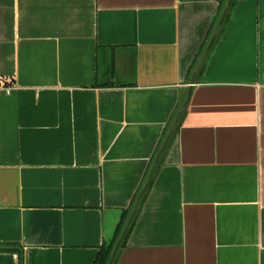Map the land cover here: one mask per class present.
Instances as JSON below:
<instances>
[{
    "label": "crops",
    "instance_id": "0c3cea01",
    "mask_svg": "<svg viewBox=\"0 0 264 264\" xmlns=\"http://www.w3.org/2000/svg\"><path fill=\"white\" fill-rule=\"evenodd\" d=\"M0 0V264H264V0Z\"/></svg>",
    "mask_w": 264,
    "mask_h": 264
},
{
    "label": "water",
    "instance_id": "95a60500",
    "mask_svg": "<svg viewBox=\"0 0 264 264\" xmlns=\"http://www.w3.org/2000/svg\"><path fill=\"white\" fill-rule=\"evenodd\" d=\"M232 1H233V0H228L227 5H226V7H225V10H224V12H223V14H222V16H221V18H220V20H219V23H218L217 28H216V30H215V33H214V35H213V38H212V40H211V42H210V44H209V46H208V48H207V50H206V52H205V54H204V56H203V58H202L200 64H199L198 69H200V67H201L202 64L204 63V61H205V59H206V57H207L209 51L211 50V48H212V46H213V44H214V42H215V40H216V38H217V35H218L219 31H220V28H221V26L223 25V23H224V21H225V18H226L227 14H228V11H229V9H230V7H231ZM190 96H191V90H190V92H189V95H188L187 100H186L185 103L183 104V106H182V108H181V110H180V112H179V114H178V116H177V118H176V120H175V122H174L172 128H171V131H170V133H169V135H168L167 140L165 141V143H164V145H163V147H162V149H161L159 155H158L157 158H156V161H155V163H154V165H153V168H152V170H151V172H150V174H149L148 180H147V182H146L144 188L142 189V191H141V193H140V195H139V197H138V199H137V201H136V203H135V206H134V208H133V210H132V212H131V214H130V216H129V218H128L126 224H125V227H124V229H123V231H122V233H121L119 239L117 240V243H116V245H115V247H114V250H113V252H112V255H111V257H110V260H109L108 264H114V261H115V259H116V257H117V254H118L119 250H120V247H121V245H122V243H123V241H124V239H125V237H126L128 231H129V229H130V227H131V224H132V222H133V220H134V218H135V216H136V214H137V212H138V210H139V207H140V204H141L142 197H143V195L145 194L146 190L148 189V187H149V185H150V183H151V180H152V178H153V175H154V172H155V169H156V166H157L158 159H159L161 153L163 152V150L165 149V147H166V145H167V143H168V141H169V139H170V137H171V134H172V132H173V130H174V128H175V126H176L178 120H179V117H180L181 113H182L183 109L185 108L186 104L188 103V101H189V99H190Z\"/></svg>",
    "mask_w": 264,
    "mask_h": 264
},
{
    "label": "trees",
    "instance_id": "16d2710c",
    "mask_svg": "<svg viewBox=\"0 0 264 264\" xmlns=\"http://www.w3.org/2000/svg\"><path fill=\"white\" fill-rule=\"evenodd\" d=\"M144 199H145V196H144L142 202L144 201ZM142 202H141V204H142ZM134 220H135V219H134ZM134 220H133V222H132V224H131V227H130V229H129V231H128V233H127V235H126V237H125V239H124V241H123V243H122L120 249L123 248V246H124L125 243H126V239H127L128 235H129L131 229H132V226H133ZM126 222H127V216L125 215V216H123V219H122L121 223L119 224V226H118V228H117V230H116V233H115L114 239H113V241L111 242V244H110L108 247L103 246V247L100 249V252H99L98 257H97V259H96V261H95V264H108V262H109V260H110V257H111V255H112V252H113V250H114V247H115V245H116V243H117V240L119 239V237H120V235H121V233H122V231H123V229H124V226H125ZM115 261H116V259H115ZM115 261H114V263H115Z\"/></svg>",
    "mask_w": 264,
    "mask_h": 264
},
{
    "label": "built area",
    "instance_id": "2783aa9c",
    "mask_svg": "<svg viewBox=\"0 0 264 264\" xmlns=\"http://www.w3.org/2000/svg\"><path fill=\"white\" fill-rule=\"evenodd\" d=\"M13 90V87H5V86H0V92H5L7 94H10L11 91Z\"/></svg>",
    "mask_w": 264,
    "mask_h": 264
},
{
    "label": "rangeland",
    "instance_id": "374dc122",
    "mask_svg": "<svg viewBox=\"0 0 264 264\" xmlns=\"http://www.w3.org/2000/svg\"><path fill=\"white\" fill-rule=\"evenodd\" d=\"M125 227V226H124Z\"/></svg>",
    "mask_w": 264,
    "mask_h": 264
}]
</instances>
